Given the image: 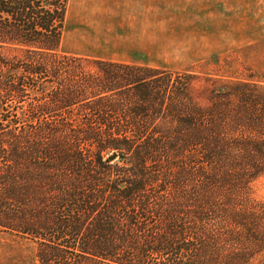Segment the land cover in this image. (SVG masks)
<instances>
[{
    "label": "trees",
    "instance_id": "16d2710c",
    "mask_svg": "<svg viewBox=\"0 0 264 264\" xmlns=\"http://www.w3.org/2000/svg\"><path fill=\"white\" fill-rule=\"evenodd\" d=\"M67 7L0 0V240L37 264H264V83L64 54Z\"/></svg>",
    "mask_w": 264,
    "mask_h": 264
},
{
    "label": "rangeland",
    "instance_id": "374dc122",
    "mask_svg": "<svg viewBox=\"0 0 264 264\" xmlns=\"http://www.w3.org/2000/svg\"><path fill=\"white\" fill-rule=\"evenodd\" d=\"M61 51L264 83V0H68ZM249 188L264 204V176ZM0 264H37L36 249L0 240Z\"/></svg>",
    "mask_w": 264,
    "mask_h": 264
},
{
    "label": "water",
    "instance_id": "95a60500",
    "mask_svg": "<svg viewBox=\"0 0 264 264\" xmlns=\"http://www.w3.org/2000/svg\"><path fill=\"white\" fill-rule=\"evenodd\" d=\"M115 157H116V155H114V156L112 157V160L115 159Z\"/></svg>",
    "mask_w": 264,
    "mask_h": 264
}]
</instances>
